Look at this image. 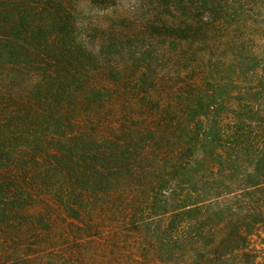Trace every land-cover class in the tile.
Returning <instances> with one entry per match:
<instances>
[{
	"label": "trees",
	"instance_id": "1",
	"mask_svg": "<svg viewBox=\"0 0 264 264\" xmlns=\"http://www.w3.org/2000/svg\"><path fill=\"white\" fill-rule=\"evenodd\" d=\"M0 264H264V0H0Z\"/></svg>",
	"mask_w": 264,
	"mask_h": 264
}]
</instances>
